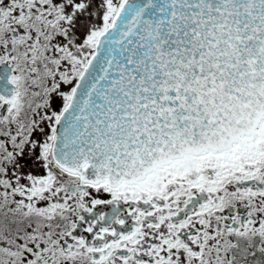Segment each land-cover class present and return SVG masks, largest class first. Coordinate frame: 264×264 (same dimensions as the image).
Here are the masks:
<instances>
[{
	"label": "snow or ice",
	"instance_id": "snow-or-ice-1",
	"mask_svg": "<svg viewBox=\"0 0 264 264\" xmlns=\"http://www.w3.org/2000/svg\"><path fill=\"white\" fill-rule=\"evenodd\" d=\"M0 264H264V0H0Z\"/></svg>",
	"mask_w": 264,
	"mask_h": 264
}]
</instances>
